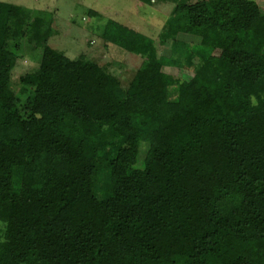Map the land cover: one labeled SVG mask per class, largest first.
Masks as SVG:
<instances>
[{
    "label": "trees",
    "instance_id": "16d2710c",
    "mask_svg": "<svg viewBox=\"0 0 264 264\" xmlns=\"http://www.w3.org/2000/svg\"><path fill=\"white\" fill-rule=\"evenodd\" d=\"M218 2L220 35L234 6ZM52 19L0 2V203L14 206L0 264H264V37L248 50L207 43L203 2L179 3L145 50L109 19L96 25L102 50L136 44L143 59L124 81L55 51ZM27 54L37 66L13 81ZM109 128L155 153L139 166L130 138L103 162ZM42 153L48 184L16 188Z\"/></svg>",
    "mask_w": 264,
    "mask_h": 264
},
{
    "label": "rangeland",
    "instance_id": "374dc122",
    "mask_svg": "<svg viewBox=\"0 0 264 264\" xmlns=\"http://www.w3.org/2000/svg\"><path fill=\"white\" fill-rule=\"evenodd\" d=\"M0 2L48 12L53 16L49 45L55 51L70 59H76L82 55L92 57L98 61L99 65L106 66L111 73L124 81H131L143 62L142 57L133 51L137 50L139 45L134 44L131 51L112 45L114 46L112 48L115 51L118 49L120 53L111 50L112 52L108 54L102 50L104 41L101 39L97 28L92 29L93 24L99 25L101 30L104 23L113 19L130 27L135 26L136 29H139L140 34L145 36V40L148 38L145 42L146 47L143 49L145 50L150 47L149 43L157 39L165 21L179 3L203 2L205 6L204 35H208L205 39L207 43L219 45L222 39L229 46L238 47L240 44L238 48L248 50L260 45L264 37V0H233L234 7L230 9L233 12L228 15L231 20H226L223 27L226 30L222 31L220 35L217 26L221 25L222 12L218 11V5H220L218 3L221 2L218 0L213 1V3H210L209 0H154L152 5L140 4L139 6H137L139 3L137 0H0ZM221 4L227 7V3L221 2ZM90 9L99 12L102 17L99 19L90 17L88 14ZM215 15L217 21L213 23L211 19ZM219 19H221L220 22ZM132 23L133 25H130ZM250 24L252 25L251 30L248 26ZM142 52L145 53V51ZM36 66V60L27 54L24 60L18 61L17 66L12 71V80L16 81L21 75ZM178 70L175 68L165 69V72L181 76L184 79L190 77L187 73ZM130 138H134L139 143V166H142L144 161L155 153L156 147L149 141L134 137L131 132H126L120 128L107 130L106 142L103 145L100 159L106 162L115 158L120 148L125 143H129ZM34 182L48 184L45 153H42L33 167L20 168L16 173V188ZM232 202V200H226L222 209H226ZM13 213L14 206L0 203V216L3 217L0 219V229L9 224L10 219L13 218Z\"/></svg>",
    "mask_w": 264,
    "mask_h": 264
},
{
    "label": "crops",
    "instance_id": "0c3cea01",
    "mask_svg": "<svg viewBox=\"0 0 264 264\" xmlns=\"http://www.w3.org/2000/svg\"><path fill=\"white\" fill-rule=\"evenodd\" d=\"M137 1H138V0H137ZM138 2H139V3H138L137 6H139L140 4H144V3L140 2V1H138ZM143 6H144V5H143ZM91 10H92V9H90L89 11H91ZM92 11H95V10H92ZM96 12H97V11H96ZM98 13H99V12H98ZM101 17H102V16H101V14H100L99 17H95V16H93L92 18H94V19L98 18V19H99V18H101ZM112 20H113V19H112ZM114 21H116V20H114ZM164 21H165V20H164ZM104 24H105V23H104ZM104 24H103V25H104ZM120 24H121V23H120ZM93 25H94V27H92V29H94V28L96 27L97 24H96V25L93 24ZM122 25L140 34L139 29H136L135 26H134V27H130V26L124 24V23H123ZM130 25H133V23L130 24Z\"/></svg>",
    "mask_w": 264,
    "mask_h": 264
},
{
    "label": "clouds",
    "instance_id": "9594fccd",
    "mask_svg": "<svg viewBox=\"0 0 264 264\" xmlns=\"http://www.w3.org/2000/svg\"><path fill=\"white\" fill-rule=\"evenodd\" d=\"M253 105L255 106V100L253 99Z\"/></svg>",
    "mask_w": 264,
    "mask_h": 264
}]
</instances>
